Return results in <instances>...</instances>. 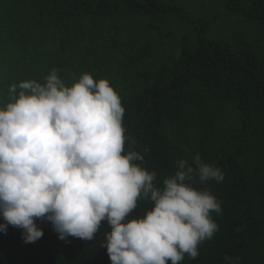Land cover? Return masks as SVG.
I'll return each instance as SVG.
<instances>
[{"label": "trees", "instance_id": "1", "mask_svg": "<svg viewBox=\"0 0 264 264\" xmlns=\"http://www.w3.org/2000/svg\"><path fill=\"white\" fill-rule=\"evenodd\" d=\"M223 2L264 33V0ZM214 32L178 0H0V52L14 54L32 79L56 69L71 84L85 63L116 67L125 153L144 156L135 163L156 173L157 187L197 153L221 169L222 182L194 184L222 202L211 214L218 231L181 264H224L225 256L264 264V45ZM139 203L133 216L150 207ZM35 223L43 236L34 243L11 225L0 232V264H111L101 247L106 221L90 241H62L51 222Z\"/></svg>", "mask_w": 264, "mask_h": 264}, {"label": "clouds", "instance_id": "2", "mask_svg": "<svg viewBox=\"0 0 264 264\" xmlns=\"http://www.w3.org/2000/svg\"><path fill=\"white\" fill-rule=\"evenodd\" d=\"M124 108L107 79L83 73L71 86L56 69L45 83L13 84L0 106V232L22 229L25 243L42 238L36 220L51 222L58 238L93 240L102 222L111 264H181L218 231L212 213L222 202L207 188L224 174L197 153L154 184L156 173L125 153ZM135 144V141H130ZM145 152L148 149H144ZM143 201L150 207L133 212ZM224 264H239L225 256Z\"/></svg>", "mask_w": 264, "mask_h": 264}, {"label": "rangeland", "instance_id": "3", "mask_svg": "<svg viewBox=\"0 0 264 264\" xmlns=\"http://www.w3.org/2000/svg\"><path fill=\"white\" fill-rule=\"evenodd\" d=\"M188 11L195 17L207 19L211 21L215 30L214 35L219 38L236 39L242 36L247 42H259L264 45V33L255 30L253 27L243 22L237 21L226 9L223 0H178ZM14 55V54H13ZM12 53L5 49L0 52V106L8 102L9 88L11 85H18L20 82L35 80L38 83H45L46 76L43 81L32 79L30 73H25L20 60L13 57ZM80 58L76 57L75 62L80 63ZM101 63V62H100ZM88 62L79 69L83 73L90 74L94 80L107 79L114 88V83L120 75L116 72L114 65L102 61V64ZM70 68V65H67ZM83 68V70H82ZM67 73V72H66ZM67 76V75H65ZM114 78V81H113ZM66 86H71L64 81Z\"/></svg>", "mask_w": 264, "mask_h": 264}]
</instances>
